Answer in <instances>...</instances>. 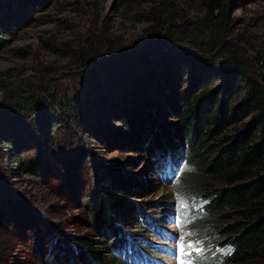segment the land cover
Returning a JSON list of instances; mask_svg holds the SVG:
<instances>
[{
  "label": "trees",
  "instance_id": "trees-1",
  "mask_svg": "<svg viewBox=\"0 0 264 264\" xmlns=\"http://www.w3.org/2000/svg\"><path fill=\"white\" fill-rule=\"evenodd\" d=\"M232 1L198 0L192 5L194 0H185L178 6L177 0H143L135 16L145 26L135 40L124 43L99 29L85 43L88 46L77 51L82 63L115 53L125 58L122 64L95 61L94 67L85 65L80 74L87 85L70 95L42 83L39 91L3 87L0 154L6 152L15 164L30 148L38 152L61 149L68 138L53 137L56 123L78 144L76 135L104 118L110 91L125 94L129 88L128 109H116L118 121L133 137L132 147H142L150 155L152 172L160 180L170 182L172 173L181 174L180 191L198 203L203 213L195 221L202 239L215 241L217 253L210 261L264 264V52H247L244 39L239 34L231 36L228 11ZM13 2L0 0V47L6 42L1 38L9 21L6 10ZM186 66L188 83L181 87L176 84ZM214 74L223 81L211 86ZM164 83L169 90L173 88L158 102L155 96L162 93L159 87ZM161 114L176 122L161 124ZM182 144L184 151L180 152ZM106 166L99 171L100 187L91 214L94 237L107 240L121 256L128 252L126 259L137 255L143 260L145 256L138 251L149 257L147 246L145 251L137 245L138 233L128 231L137 230L141 216L123 201L135 182L117 166ZM206 224L207 229L211 225L209 231ZM0 232V264H4L1 258L9 246L7 240L3 242L6 231ZM48 232L56 237L46 240V246L42 236L36 240L43 243L40 255L54 264H75V260L102 264L99 250L88 238L77 237L68 244L65 235Z\"/></svg>",
  "mask_w": 264,
  "mask_h": 264
},
{
  "label": "rangeland",
  "instance_id": "rangeland-1",
  "mask_svg": "<svg viewBox=\"0 0 264 264\" xmlns=\"http://www.w3.org/2000/svg\"><path fill=\"white\" fill-rule=\"evenodd\" d=\"M13 1L6 10L9 21L4 24L5 33L1 34L6 42L0 47V104L4 98L3 87L39 91L46 84L49 89L72 94L87 85L86 77L80 74L85 65L89 68L95 66V61L100 65L125 61L122 54L114 53L108 55L111 57L98 56L82 63L77 51L88 46L85 43L93 33L101 29V34L125 43L135 40L145 26L135 16L144 6L143 0ZM183 1L177 0L178 6ZM194 1L192 5L198 0ZM228 12L231 36L239 34L246 42L247 52H264V0H233ZM3 20L5 23V15ZM188 75L186 66L181 82L176 85H187ZM211 79V86L223 81L215 74ZM159 90L162 93L155 96L158 102L162 101V94L171 92L167 84ZM110 92L104 118L99 122L94 120L88 129L83 128L84 134L76 135L80 146L56 123L52 135L68 138L64 141L65 148L57 147L52 152L30 148L15 164H11L6 152L0 154V229L6 231L3 242L7 240L9 246L1 260L4 264H54L45 254L40 255L43 243L36 240L42 236L45 243L55 238L48 232L51 229L60 237L65 235L68 244L77 237L88 238L99 250L102 264H144L137 255L132 260L126 259V255L130 257L128 252L121 256V251L115 252L107 240L94 237L91 214L100 187L99 171L109 165L117 166L123 176L135 182L134 189L123 196V201L141 216L138 231H128L138 233L137 245L144 250L147 246L150 256L147 264H221L219 259L210 261L217 253L213 250L215 241L202 239V231L195 224L202 212L197 209L198 203L180 191L181 174L177 177L172 173L170 182L160 180L152 172L150 155L142 147H132L133 137L118 121L116 109H128L130 89L125 88V94L119 90ZM161 117L159 122L165 126L176 122L171 116L161 114ZM181 146L180 152L184 151V145ZM3 170L7 172L4 174ZM154 227L158 233L153 231ZM118 230L124 231V228L120 226ZM138 252L144 254L141 249ZM74 263L80 264L76 260Z\"/></svg>",
  "mask_w": 264,
  "mask_h": 264
},
{
  "label": "bare ground",
  "instance_id": "bare-ground-1",
  "mask_svg": "<svg viewBox=\"0 0 264 264\" xmlns=\"http://www.w3.org/2000/svg\"><path fill=\"white\" fill-rule=\"evenodd\" d=\"M153 231L156 232L154 229H153ZM156 233H158V232H156Z\"/></svg>",
  "mask_w": 264,
  "mask_h": 264
},
{
  "label": "clouds",
  "instance_id": "clouds-1",
  "mask_svg": "<svg viewBox=\"0 0 264 264\" xmlns=\"http://www.w3.org/2000/svg\"><path fill=\"white\" fill-rule=\"evenodd\" d=\"M157 231H158V229H157Z\"/></svg>",
  "mask_w": 264,
  "mask_h": 264
}]
</instances>
